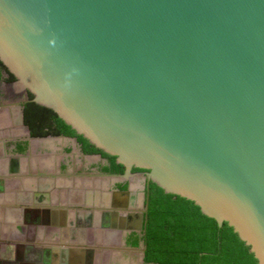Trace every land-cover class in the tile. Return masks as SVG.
<instances>
[{"label":"water","instance_id":"95a60500","mask_svg":"<svg viewBox=\"0 0 264 264\" xmlns=\"http://www.w3.org/2000/svg\"><path fill=\"white\" fill-rule=\"evenodd\" d=\"M0 62L13 92L124 167L97 176L145 189L126 230L145 235L152 182L264 264V0H0Z\"/></svg>","mask_w":264,"mask_h":264},{"label":"crops","instance_id":"0c3cea01","mask_svg":"<svg viewBox=\"0 0 264 264\" xmlns=\"http://www.w3.org/2000/svg\"><path fill=\"white\" fill-rule=\"evenodd\" d=\"M6 155L1 148L0 178L6 191L0 193V264H135L140 255L133 249L136 246L125 244L114 233L119 218L125 221L121 212L127 209V200L108 191L107 178H72L55 170L56 175L47 181L54 188L67 189H55L42 199L30 195L22 200L21 205L27 204L23 208L32 210L26 218L16 198L20 191L35 190L38 180L28 169L36 163L23 159L24 169L9 175ZM51 159L44 157V163L53 172ZM107 214L112 227L103 225Z\"/></svg>","mask_w":264,"mask_h":264},{"label":"trees","instance_id":"16d2710c","mask_svg":"<svg viewBox=\"0 0 264 264\" xmlns=\"http://www.w3.org/2000/svg\"><path fill=\"white\" fill-rule=\"evenodd\" d=\"M0 69L8 74L5 81L15 80L1 62ZM27 94L29 101L24 105V121L32 136L76 137L84 154H100L107 159L108 165L102 167L103 172L123 173L124 167L116 163L114 156L95 148L52 110L31 101L32 94ZM132 171L140 170L134 168ZM120 187L124 189L125 185ZM144 228V236L130 239L133 246H137L140 240L146 246L143 264H258L249 247L227 223L219 227L194 202L165 193L152 182L148 189Z\"/></svg>","mask_w":264,"mask_h":264},{"label":"flooded vegetation","instance_id":"af4514ba","mask_svg":"<svg viewBox=\"0 0 264 264\" xmlns=\"http://www.w3.org/2000/svg\"><path fill=\"white\" fill-rule=\"evenodd\" d=\"M0 106L1 105H7V104H14L13 110H10V118L6 116V114L0 115V149L2 148L6 153L7 157L9 158V163L7 166V171L9 175H15L17 173H20L21 169H24V165H21V160L27 159L32 160L36 164L34 165V168H29V174H32L35 179L38 180L35 190L30 191H20L22 192V195H19L18 198H16L18 201L21 200L20 207L23 210V213H25V217L29 218V214L31 213V209L29 208H23L26 205H21L23 203L22 200L27 199L30 195H36L39 198H44L47 194L52 192L53 190H66V186L54 188L51 186V183L47 181V179L52 178V176H55V170L59 171L61 175H65L67 177H93L97 176L99 173H105L102 171V167L108 165V161L105 158L101 159H87L84 156H89L87 154H84L82 151L81 145L76 142V146L72 143L71 140H65L66 138H75L72 136H46V137H34L31 134V130L29 127L25 124L24 121V105L26 100L28 99L27 92H24L23 94L19 95L12 91V88L9 84H11L13 81H5L8 74L3 70L0 69ZM29 100V99H28ZM16 103V104H15ZM23 107V124L22 125L19 121L17 111L15 110V107ZM8 121L10 126L8 125ZM48 137H53V139H56L54 141H51L48 139ZM57 139H60L57 140ZM77 141V139H76ZM91 155H98V154H91ZM100 155V154H99ZM49 156L50 160L51 158H54V169L53 172L50 168H48L44 163V157ZM142 173V171H137ZM112 174V173H109ZM2 179L0 178V193L3 191H6L4 188V183H2ZM95 188V184H93ZM125 185V188H121L120 186ZM141 185V184H140ZM139 185V186H140ZM144 185V183H142ZM134 187L129 192L127 191V184H119V183H111L108 184V191L109 192H115L119 193L123 196H125V199L127 200V206L137 209H141L144 204V195L147 193L145 189H140V187ZM15 187V186H13ZM87 189L88 191L95 192V189ZM102 189V188H101ZM127 191V192H126ZM94 195V194H93ZM34 197V196H33ZM127 197V198H126ZM30 202V201H29ZM44 204V203H41ZM134 211V210H133ZM132 213V211H131ZM108 216H105L107 221L103 222L104 226L112 227L111 223V215L107 214ZM118 218L119 216L116 215ZM127 214L125 215V218H123L125 221H122V219L119 218V223L116 225L115 232L117 233L120 230L122 231L123 228V235L119 237V235L115 234L116 237L118 236L121 240L124 241L125 244L129 243L131 244V237L132 236H138L142 237V234L126 230L127 226L132 225L134 221L130 218H127ZM86 223L87 222H83ZM131 223V224H130ZM135 224H133L134 226ZM91 226V225H90ZM143 243L141 240L139 241L138 245L136 247H139L140 244ZM132 245V244H131ZM135 264H143L139 260V257H135Z\"/></svg>","mask_w":264,"mask_h":264}]
</instances>
